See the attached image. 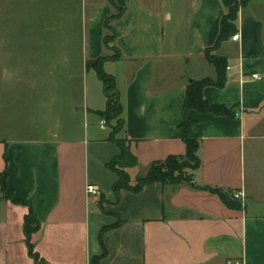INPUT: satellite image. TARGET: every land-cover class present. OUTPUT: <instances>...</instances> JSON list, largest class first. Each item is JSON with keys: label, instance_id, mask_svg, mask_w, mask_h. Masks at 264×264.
I'll return each instance as SVG.
<instances>
[{"label": "crops", "instance_id": "0c3cea01", "mask_svg": "<svg viewBox=\"0 0 264 264\" xmlns=\"http://www.w3.org/2000/svg\"><path fill=\"white\" fill-rule=\"evenodd\" d=\"M62 1L41 14L55 23L58 47L72 48L59 55L54 81L76 85L82 96L58 106L64 124L40 126L38 135L20 140L0 138V176L6 172L14 199L0 188V264H36L26 244L27 219L38 227L31 243L45 264L95 258L100 264H264V202L255 212L245 205L253 198L247 180L261 170L264 154V0L240 6L238 41L234 34L212 53L227 59V83L203 90L209 104L234 107L236 116L188 112L196 123L186 134L200 142L192 182L123 190L119 198V177L109 165L121 149L111 139L114 125L100 116L108 98L88 63L105 56L106 47L120 54L103 68L123 108L115 139L126 141L137 160L125 169L134 187L154 163L185 156L180 125L187 86L216 79L206 52L241 0ZM11 18L22 21L15 11ZM109 34L116 37L106 45ZM89 185L98 193H89ZM221 194H242V209L227 207Z\"/></svg>", "mask_w": 264, "mask_h": 264}, {"label": "rangeland", "instance_id": "374dc122", "mask_svg": "<svg viewBox=\"0 0 264 264\" xmlns=\"http://www.w3.org/2000/svg\"><path fill=\"white\" fill-rule=\"evenodd\" d=\"M43 1L46 3L41 4V0H0V138L20 140L32 133L38 135L40 126H45L48 131L55 124H64L67 117L64 114L58 116V106L69 107L82 96L76 85L66 84L62 78H58L60 83L54 81L61 68L58 66L59 55L72 48L58 47L55 23L52 19L44 21L41 16L55 11L59 4L55 0ZM66 6L62 5L63 8ZM13 11L20 13L22 21L11 18ZM18 23L23 24L15 28ZM108 36L113 38V35ZM114 50V47L107 49L105 55L114 57ZM6 73L11 78H7ZM88 85L91 86L90 81ZM53 97L58 100L54 101ZM107 98L114 102L117 97L110 92ZM111 123L115 130L121 128L120 119H112ZM259 157L261 170L247 180V189L253 198L246 200L245 205L251 212H255V205L264 202V154ZM179 166L180 177L190 179L194 160L181 161Z\"/></svg>", "mask_w": 264, "mask_h": 264}, {"label": "trees", "instance_id": "16d2710c", "mask_svg": "<svg viewBox=\"0 0 264 264\" xmlns=\"http://www.w3.org/2000/svg\"><path fill=\"white\" fill-rule=\"evenodd\" d=\"M248 0H241V4H238L230 9L227 15L224 16L221 25L220 36L217 40V44L215 47L207 50L206 52V60L208 63L213 66L216 72V79L204 78L200 80H193L186 89V96L183 105V121L180 125V130L182 133L183 141L186 145V154L185 156H170L163 162L154 163L151 168L148 170L147 174L144 177L138 179L136 186H131L130 179L128 174L125 172V169L135 167L137 165V160L135 156L132 154L128 143L126 141L115 139V134L119 132L123 127V121L121 119L123 108L120 105L119 101H112L111 98L107 101V108L103 113H100V116L105 119L107 123H111L112 119H120L121 120V128L119 130H115L113 128L112 137L113 141H116L121 149V154L116 157L109 165V168L115 172L119 180L114 186V193L119 198L120 193L123 190L130 192H139L146 186H150L156 183H160L162 185H181V184H189L192 182L191 178L186 179L182 176L180 177V166L179 162L184 160L193 159L195 162V166L191 168V171L197 170L201 161L199 158V150H200V142L194 139H190L186 134V129L195 125L196 121L191 119L188 116V112L190 110H195L199 113H210L215 116H225L229 118H234L236 116L235 108L228 107L224 105L214 106L209 104V102L204 98L203 90L206 87L213 86L217 88H223L227 83L226 70H227V59L224 57L214 56L212 53L219 48V46L231 38L234 34L237 33L236 21L238 16V11L240 6L245 5ZM107 30L114 32V30L107 26ZM116 37V34H113V38L109 36L105 37V43L108 45L112 39ZM110 49L111 47H106ZM113 48V47H112ZM114 57L102 56L97 60L91 61L88 63L87 67L92 69L98 75L99 80L102 82L106 94L110 92H115V81L114 78L109 76L104 71V64L108 61H115L120 58L119 52L114 50ZM113 117V118H112ZM179 175H176V174ZM7 174L6 172L0 176V188L1 192L6 199H13V195L11 190L7 186ZM202 189L210 191L212 193H219L218 189H212L209 187H203ZM222 201L225 205L232 209H242V203L239 199L235 198L232 194H221ZM16 202V201H14ZM38 227L35 223H31L28 219L25 221V235H26V244L29 252V256L33 259L36 264L41 262V264H45L44 261L40 260L39 255L35 252V248L31 243V236L33 233L37 231ZM93 264H100V259L95 258L93 260Z\"/></svg>", "mask_w": 264, "mask_h": 264}, {"label": "built area", "instance_id": "2783aa9c", "mask_svg": "<svg viewBox=\"0 0 264 264\" xmlns=\"http://www.w3.org/2000/svg\"><path fill=\"white\" fill-rule=\"evenodd\" d=\"M238 39H239V35H237V34L234 35L233 38H232L233 41H238ZM252 78L255 79V80H258V79L261 78V75H259V74L253 75ZM87 190L91 194H97L98 193V189L94 185H89ZM236 198L237 199H241V198H243V195L242 194L236 195Z\"/></svg>", "mask_w": 264, "mask_h": 264}, {"label": "water", "instance_id": "95a60500", "mask_svg": "<svg viewBox=\"0 0 264 264\" xmlns=\"http://www.w3.org/2000/svg\"><path fill=\"white\" fill-rule=\"evenodd\" d=\"M6 77H7V78H9V77H10V76H9V74H7V73H6ZM116 101H118V99H117V98H116Z\"/></svg>", "mask_w": 264, "mask_h": 264}]
</instances>
